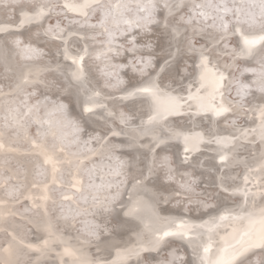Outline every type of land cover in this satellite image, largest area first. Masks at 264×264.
<instances>
[{"label": "snow or ice", "instance_id": "obj_1", "mask_svg": "<svg viewBox=\"0 0 264 264\" xmlns=\"http://www.w3.org/2000/svg\"><path fill=\"white\" fill-rule=\"evenodd\" d=\"M0 113V264H264V0H0Z\"/></svg>", "mask_w": 264, "mask_h": 264}, {"label": "bare ground", "instance_id": "obj_2", "mask_svg": "<svg viewBox=\"0 0 264 264\" xmlns=\"http://www.w3.org/2000/svg\"><path fill=\"white\" fill-rule=\"evenodd\" d=\"M105 2H107V0H105ZM0 115H2V113H0ZM33 131H34V129H33ZM252 259L253 260H260V259H264V257L257 256V257H253Z\"/></svg>", "mask_w": 264, "mask_h": 264}]
</instances>
